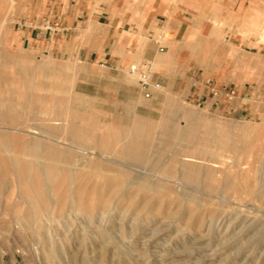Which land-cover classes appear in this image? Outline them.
I'll list each match as a JSON object with an SVG mask.
<instances>
[{
	"label": "rangeland",
	"instance_id": "1",
	"mask_svg": "<svg viewBox=\"0 0 264 264\" xmlns=\"http://www.w3.org/2000/svg\"><path fill=\"white\" fill-rule=\"evenodd\" d=\"M190 5V68L163 83L140 73L144 90L138 71L42 53L27 34L54 28L51 7L8 2L24 49L0 43V99L28 108L0 110V149L15 147L0 153V264H264V0ZM31 144L56 173L24 172Z\"/></svg>",
	"mask_w": 264,
	"mask_h": 264
},
{
	"label": "crops",
	"instance_id": "2",
	"mask_svg": "<svg viewBox=\"0 0 264 264\" xmlns=\"http://www.w3.org/2000/svg\"><path fill=\"white\" fill-rule=\"evenodd\" d=\"M8 2L0 4V24H5L4 28L0 25V43L4 51H10L13 44L23 50L24 31L6 28ZM190 2L41 0L42 5L51 7L45 17L54 28L28 33L27 37L35 38L42 53L119 74L135 66L139 74L159 72L161 76L151 75V80L163 83L162 74L178 78L190 68L191 47L201 37L197 9ZM171 80L175 79L167 81Z\"/></svg>",
	"mask_w": 264,
	"mask_h": 264
},
{
	"label": "bare ground",
	"instance_id": "3",
	"mask_svg": "<svg viewBox=\"0 0 264 264\" xmlns=\"http://www.w3.org/2000/svg\"><path fill=\"white\" fill-rule=\"evenodd\" d=\"M6 9H4L5 11ZM3 11V12H4ZM4 21V20H3ZM65 71V70H64ZM10 80L6 81V86L8 85H12L13 87V90L15 93H20V92H24L26 93L27 91H29L31 89V84L29 83V81H25L24 83H20L19 81L16 80V75H13V74H8ZM51 76V75H50ZM49 76V77H50ZM8 78V79H9ZM52 78V77H51ZM48 79V78H47ZM50 79V78H49ZM51 82V81H49ZM49 82H43L42 84L44 86H48L49 85ZM34 84V83H33ZM37 87V89L40 90V88H38V86L34 85V88ZM6 91H10L8 89H5ZM36 92V91H35ZM25 98L21 97V96H17L15 98H3V99H0V110H5V111H15V110H24V109H27L28 107H25L24 105H22L23 102H25ZM32 101H34L35 99L31 98ZM13 101L15 104L13 105H10L9 102ZM54 101V98L53 99H47V98H38L37 99V102L39 103H42V104H46L47 102H53ZM59 104L56 106V110L58 108H61L62 107V102L61 100H59ZM7 103V104H5ZM17 104V105H16ZM19 104V105H18ZM58 107V108H57ZM14 116V115H13ZM13 120V119H12ZM51 121H54L56 119H50ZM11 122V115L9 114H0V124H8ZM13 122V121H12ZM56 125V124H54ZM80 126V125H78ZM80 129V128H78ZM65 131H67V134L68 136L71 138V140H75V141H85L86 140V133L85 132H82V129L81 130H77V128L74 126V124L72 123H67L66 124V127H65ZM4 132H0V136L4 135L3 134ZM7 135V134H6ZM8 136H11V141H17L18 138L17 137H22L24 138V135H18V134H9ZM93 137V136H92ZM92 137H89L90 139ZM89 140V139H88ZM92 140V139H91ZM101 141V140H100ZM15 148V147H14ZM14 148H4V149H0V153L2 154H7L8 151L10 149H12V151L14 150ZM25 150L28 151V154L26 155H29L31 157H33V160L30 162V163H24V172H40L42 174L46 173L48 175H53L54 173L57 172V170H54L53 167L51 166H48L46 169H43L40 164H39V154H40V151L38 150V147L35 145V144H31L28 146H24ZM27 148V149H26ZM14 152V151H13ZM51 153V152H50ZM13 154V153H12ZM14 155V154H13ZM17 155V154H15ZM43 155V154H42ZM46 155V154H45ZM8 156V155H7ZM46 157V156H45ZM17 158V157H16Z\"/></svg>",
	"mask_w": 264,
	"mask_h": 264
},
{
	"label": "built area",
	"instance_id": "4",
	"mask_svg": "<svg viewBox=\"0 0 264 264\" xmlns=\"http://www.w3.org/2000/svg\"><path fill=\"white\" fill-rule=\"evenodd\" d=\"M129 72L132 73V74H135L137 72L136 67L135 66L130 67L129 68ZM139 77H140L139 80H140V83H141V87L145 90L146 88H148V83H146L144 81V78H145L144 75L139 74ZM158 87H159V85H154V88H158ZM145 96H146V98H149L150 94L147 92L145 94Z\"/></svg>",
	"mask_w": 264,
	"mask_h": 264
}]
</instances>
